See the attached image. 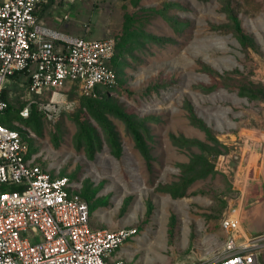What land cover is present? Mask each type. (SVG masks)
Here are the masks:
<instances>
[{"label": "rangeland", "instance_id": "374dc122", "mask_svg": "<svg viewBox=\"0 0 264 264\" xmlns=\"http://www.w3.org/2000/svg\"><path fill=\"white\" fill-rule=\"evenodd\" d=\"M165 2L177 3L168 7L169 14L189 19L180 32L152 9ZM231 4L254 42L248 49L231 32L210 27L227 21L221 0H47L40 10V23L67 33L120 38L118 82L91 96L108 90L136 118L149 117L151 157L147 161L123 122L108 114L119 135L120 154L112 151L92 114L77 112L82 94L70 81L64 89L68 107L55 118L41 116V133L17 115L24 96L10 99L14 109L6 123L20 131L33 161L70 177L72 189L89 204L91 226L136 228V234L115 249L110 259L121 257L129 264H206L223 246L220 219L235 201H242L256 168L257 155L250 157L248 152L255 151L252 141L264 137V95H239L233 85L229 87L253 79L264 92V0H231ZM138 26L170 36L173 42L139 44V36L130 33ZM109 62L113 64V59ZM21 81V77H7V93L11 88L24 93ZM157 81L166 85L144 91ZM213 82L219 86L202 89ZM193 115L205 125H198ZM76 116H86L101 135V144L91 155L85 144L76 142ZM186 139L195 142L189 144ZM204 152L211 170L195 176L183 195L173 196L162 189L191 176L193 172H184V164ZM248 200L243 216L253 221L259 213H251ZM25 235L41 237L30 229Z\"/></svg>", "mask_w": 264, "mask_h": 264}, {"label": "built area", "instance_id": "2783aa9c", "mask_svg": "<svg viewBox=\"0 0 264 264\" xmlns=\"http://www.w3.org/2000/svg\"><path fill=\"white\" fill-rule=\"evenodd\" d=\"M42 1L0 0V264H129L109 256L136 228L92 227L89 204L70 177L33 161L20 131L1 121L8 107L4 81L19 71L29 75L21 117L33 104L45 118L59 115L69 104L67 81L83 95L117 84L109 62L115 37L89 38L42 24L36 13ZM239 205L235 201L220 219L223 246L206 264H264V232L241 230ZM27 229L41 237L29 238Z\"/></svg>", "mask_w": 264, "mask_h": 264}, {"label": "trees", "instance_id": "16d2710c", "mask_svg": "<svg viewBox=\"0 0 264 264\" xmlns=\"http://www.w3.org/2000/svg\"><path fill=\"white\" fill-rule=\"evenodd\" d=\"M221 2H222V5L220 9L223 12H225L227 21L224 23H212L210 27L212 29L219 30V31L231 32L234 36L237 37L242 47L245 49H248V47L254 46V42L252 38L244 30L241 24V19L238 15V12L235 6L231 4V0H221ZM176 4L177 3L175 2H172V3L165 2L162 7H159V8L153 7L152 9L155 12L161 14L163 18H165L177 32H180L183 26L189 23V19L184 18L183 20H180L178 19L177 16H173L168 13V7L176 5ZM132 18L133 17L130 16L128 19H132ZM138 27H137L138 29H134L133 31H130V33L134 36H137V35L139 36V39L136 38L137 40H139L138 41L139 44H143L144 41L146 40L154 41L158 45H162L166 42H170V43L173 42V39L170 36H160L157 34H152V33L143 31L142 29H140L141 28L140 26ZM141 38L142 40H140ZM119 45H120V38H117L116 44H115V52H114L113 57L111 58L113 59V64L111 65L117 74V82L119 79L118 71L121 68V65L118 66L116 63L117 61L116 59L121 53V50H119ZM203 68L206 69L207 71L212 72L213 74H218L217 71L213 70V68H210L207 65H203ZM222 83L223 85H225L223 81ZM165 85H166V82L157 81V82L151 83L148 86H146L144 91L149 92L153 89L157 90L160 87L165 86ZM231 85H233V90L237 91V94L239 95H247L250 97H255L258 95V92L262 96L264 95L263 86H259V82L253 79H250L246 82H241L238 84H229V87ZM218 86H219L218 82H213L207 85L204 84L201 87L205 91H211L212 89H215ZM3 93H4V90H3ZM116 102L117 101L115 99L110 97L108 90L107 92H104L103 94H100L98 96L82 94L79 97V101H78L79 106L77 108L78 109L77 112L84 110L82 113L89 112L92 114V116L98 122L104 137L108 140L109 144L111 145L112 151L116 155L120 154L119 140H118L119 135H118V131L115 129L113 122L108 118V114H111L119 118L123 122L125 131L133 139L136 147L144 155L147 161H150L151 156H150L149 148L147 146V139L151 137L150 124L147 122L149 117L145 116L141 118L140 117L136 118L135 113L126 110L121 104H118ZM20 107L16 109L17 115L22 120H24L27 124L32 123L34 129L38 133H41V123L42 122L40 121V117L41 116L43 117V115L42 113L39 112L36 105L34 104L32 105L28 117H21L19 115L18 110ZM11 109H14V108L12 107L11 102L8 100V107H7L6 113L1 117V121L5 124H7L5 120L8 119ZM75 113H73V115ZM76 118H77V123L79 125L78 131L76 133V142L78 146H80L81 144H85L88 154L91 155L95 151V149L101 144V135L99 133V130L96 126L91 125L89 123V120H87L86 116L80 117V118L76 116ZM193 118L195 119L198 125H201V126L205 125L203 121L197 118L195 115H193ZM185 141H188L189 144L195 142L194 140H191V139L190 140L186 139ZM30 153H31L30 150L27 151V156H30ZM214 153L216 154L217 150ZM183 167H184L183 168L184 172H193V174L185 179H182L180 182L170 184L168 186H162L163 187L162 189L169 192L173 196L183 195L188 185L192 182L195 176L197 175L203 176L208 171L211 170V163H210L209 158L207 157V154L204 152V154L195 155L194 158H191L190 161L184 164ZM58 175H64V174H58ZM89 198L90 197H87V199Z\"/></svg>", "mask_w": 264, "mask_h": 264}, {"label": "crops", "instance_id": "0c3cea01", "mask_svg": "<svg viewBox=\"0 0 264 264\" xmlns=\"http://www.w3.org/2000/svg\"><path fill=\"white\" fill-rule=\"evenodd\" d=\"M47 0L42 1L39 3L36 7V13L38 15V20L41 18V13L40 10H42L45 6ZM47 26L53 27L55 29H58L54 27L53 25L49 23H43ZM60 30V29H58ZM28 71H19L15 73L12 76H9L10 78L16 80L18 77H21L23 82V90L25 92V86L28 82ZM8 77V78H9ZM7 79V78H6ZM5 82V81H4ZM15 83V81H14ZM3 90H4V97L7 98V100L10 101L14 95H21L24 96L25 93L22 91L19 92L13 88H11V91L7 93L6 86L3 84ZM10 86L14 87V85L10 84ZM262 137V136H261ZM252 145L254 147V150H249V155L250 157L252 156V153L257 155L256 159V168L254 172L252 173L251 180H249L247 187L245 188V193L242 197V201L239 202V214H240V227L241 230L247 231L249 233H259V232H264V137L262 139L258 138L254 141H252ZM248 200V204H251L250 211L251 213L258 214L259 217L256 219H253V221L247 220L246 217L243 216L244 213V208H245V202ZM258 212V213H257ZM257 216V215H256Z\"/></svg>", "mask_w": 264, "mask_h": 264}]
</instances>
